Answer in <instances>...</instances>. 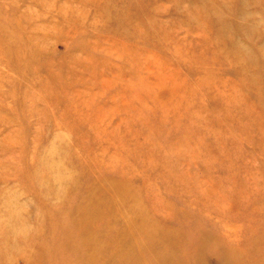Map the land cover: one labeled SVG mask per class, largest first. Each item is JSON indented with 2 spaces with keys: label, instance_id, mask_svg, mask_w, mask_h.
<instances>
[{
  "label": "rangeland",
  "instance_id": "rangeland-1",
  "mask_svg": "<svg viewBox=\"0 0 264 264\" xmlns=\"http://www.w3.org/2000/svg\"><path fill=\"white\" fill-rule=\"evenodd\" d=\"M0 264H264V0H0Z\"/></svg>",
  "mask_w": 264,
  "mask_h": 264
}]
</instances>
